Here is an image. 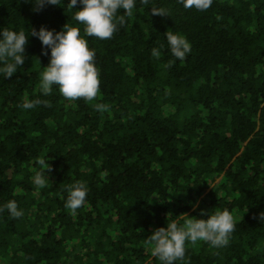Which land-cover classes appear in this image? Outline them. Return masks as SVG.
Masks as SVG:
<instances>
[{
  "label": "trees",
  "instance_id": "obj_1",
  "mask_svg": "<svg viewBox=\"0 0 264 264\" xmlns=\"http://www.w3.org/2000/svg\"><path fill=\"white\" fill-rule=\"evenodd\" d=\"M68 3L0 0V27L29 35L69 23L84 35ZM166 31L190 42L183 60ZM85 39L100 81L93 100L55 85L41 94L49 55L31 35L24 64L0 77V206L23 211L0 212V264H161L147 237L185 214L206 218L201 209L229 210L234 230L223 247L186 242L176 264H264V0H212L203 11L136 0L111 38ZM37 98L46 104L21 107ZM40 159L48 180L37 188ZM77 181L88 191L73 212L65 199Z\"/></svg>",
  "mask_w": 264,
  "mask_h": 264
},
{
  "label": "clouds",
  "instance_id": "obj_2",
  "mask_svg": "<svg viewBox=\"0 0 264 264\" xmlns=\"http://www.w3.org/2000/svg\"><path fill=\"white\" fill-rule=\"evenodd\" d=\"M34 10H40L46 5L60 6L61 0H30ZM64 3V0H62ZM185 8L206 10L212 0H181ZM147 5L149 0H142ZM79 4L81 7L76 8ZM74 9L73 19L83 26L81 28L65 23L59 31L41 26L38 30L31 29L29 35L23 30L16 31L7 27H0V77H12L18 67L25 62V46L31 35L39 39L42 53L49 55V63L43 67L39 81L40 92L47 96L52 92L53 86L67 99L84 98L93 100L99 91V74L95 67V50L91 49L85 36H94L99 39H109L117 30L118 25H123L127 17L133 15L136 0H69ZM123 10V11H122ZM152 14L164 15V9L151 7ZM168 50L177 60H183L190 53L191 44L187 38L174 31L164 33ZM163 48V45L160 46ZM160 48H152L151 55L159 58ZM45 103L39 98L26 99L21 107L25 110ZM104 106L96 104L95 108L101 110ZM39 169L32 177V182L37 188L43 187L48 180L44 166L49 164L46 160L37 161ZM87 186L83 181L74 182L67 188L65 207L75 212L85 203ZM7 209L11 217L23 216V211L18 208L15 200H9L0 206V212ZM183 223L176 220H167L166 227H157L147 240L153 245L151 252L161 264H176L183 260L186 251V242L193 244L207 242L210 246L219 248L228 243L229 236L234 230V217L227 209L205 211L201 209L197 218L188 216ZM259 220L264 221V211L259 213Z\"/></svg>",
  "mask_w": 264,
  "mask_h": 264
}]
</instances>
